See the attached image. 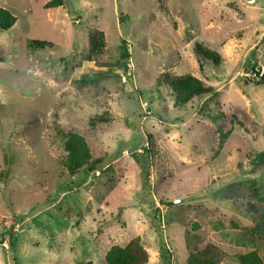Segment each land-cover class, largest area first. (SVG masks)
Returning a JSON list of instances; mask_svg holds the SVG:
<instances>
[{
    "label": "rangeland",
    "instance_id": "rangeland-1",
    "mask_svg": "<svg viewBox=\"0 0 264 264\" xmlns=\"http://www.w3.org/2000/svg\"><path fill=\"white\" fill-rule=\"evenodd\" d=\"M49 1L0 0L17 20L0 29V264H105L135 237L148 264H188L208 243L221 264L263 255L264 0ZM181 75L211 91L174 107L166 80ZM57 129L110 164L69 175Z\"/></svg>",
    "mask_w": 264,
    "mask_h": 264
},
{
    "label": "trees",
    "instance_id": "trees-1",
    "mask_svg": "<svg viewBox=\"0 0 264 264\" xmlns=\"http://www.w3.org/2000/svg\"><path fill=\"white\" fill-rule=\"evenodd\" d=\"M63 6V0H51L44 5V9H55ZM16 18L6 9L0 7V29L10 30L16 23ZM123 22L122 20L120 21ZM27 44L35 50H43L50 46L49 42L41 40H28ZM104 48L103 33L98 31L90 38V52L94 56L100 53ZM195 51L204 60L210 61L214 65L219 62V56L214 51L207 49L199 43L195 44ZM252 72L255 76L260 75V69L252 66ZM166 83L171 90L174 107H183L196 97H200L211 91L210 87L198 78L192 75L174 76L167 79ZM264 83V76L260 77L258 84ZM223 117L222 113L215 116L205 115L208 120L217 123ZM108 117L104 114L95 117L90 121L91 124L108 122ZM58 137L62 140L65 157L62 160L63 167L71 176L77 175L81 171L95 172L108 166L110 162L105 158H94L86 139L73 130L63 131L57 129ZM227 132L218 134V151L223 148L227 137ZM133 157L138 160L137 155ZM253 165L264 164V151L258 152L251 160ZM4 175H0L2 177ZM255 184V183H254ZM264 184V180H263ZM252 211H256V205L250 206ZM264 226V213L260 215V222L256 228L261 229ZM198 229L197 225L192 227ZM264 250V247H263ZM227 253L214 244L208 243L202 250L191 253L187 258L188 264H221L227 257ZM148 253L142 247L140 238L135 237L129 240L124 246L114 245L109 248L104 256L105 264H148ZM237 264H264V254L260 255L257 249L240 253L237 255Z\"/></svg>",
    "mask_w": 264,
    "mask_h": 264
},
{
    "label": "water",
    "instance_id": "water-1",
    "mask_svg": "<svg viewBox=\"0 0 264 264\" xmlns=\"http://www.w3.org/2000/svg\"><path fill=\"white\" fill-rule=\"evenodd\" d=\"M177 202H174V204H176Z\"/></svg>",
    "mask_w": 264,
    "mask_h": 264
}]
</instances>
